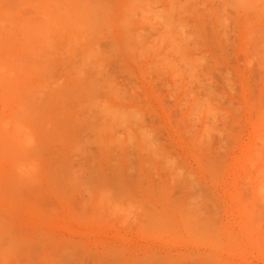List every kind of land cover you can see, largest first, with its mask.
<instances>
[{
    "label": "rangeland",
    "instance_id": "rangeland-1",
    "mask_svg": "<svg viewBox=\"0 0 264 264\" xmlns=\"http://www.w3.org/2000/svg\"><path fill=\"white\" fill-rule=\"evenodd\" d=\"M238 1L0 0V264H264V2Z\"/></svg>",
    "mask_w": 264,
    "mask_h": 264
},
{
    "label": "bare ground",
    "instance_id": "bare-ground-1",
    "mask_svg": "<svg viewBox=\"0 0 264 264\" xmlns=\"http://www.w3.org/2000/svg\"><path fill=\"white\" fill-rule=\"evenodd\" d=\"M37 1H38V0H37ZM44 1H45V0H44ZM170 1H171V0H170ZM172 1H173V0H172ZM220 1H221V0H220ZM236 1H237V0H236ZM240 1H243V0H240ZM240 1H238V2H240ZM245 1H246V0H244V2H245ZM251 1H252V0H251ZM28 2H29V1H28ZM53 2H55V1H53ZM227 2H228V1H227ZM258 2H260V1L257 0V3H258ZM263 2H264V0H263ZM46 3H47V2H46ZM49 3H50V1H49ZM222 3H223V2H222ZM231 3H232V2H230V4H231ZM240 3H241V2H240ZM52 4H53V3H52ZM55 4H57V2H56ZM224 4H225V3H224ZM224 4L221 5V6H225V5H226V4H225V5H224ZM227 4H228V3H227ZM233 4H234V2H233ZM233 4H232V5H233ZM235 4H237V3L235 2ZM250 4L252 5L253 3L251 2ZM255 4H256V3H255ZM170 5L172 6V4H170ZM245 5H246V4H245ZM32 6H33V5H32ZM50 6H51V5H50ZM52 6H53V5H52ZM52 6H51V7H52ZM175 6H176V5H174L173 7L175 8ZM233 6H234V5H233ZM233 6H232V7H233ZM3 7H4V6H3ZM53 7H54V6H53ZM229 7H230V6L228 5V8H229ZM1 8H2V7H1ZM220 8H221V7H220ZM53 9H54V8H53ZM224 9H226V7H225ZM230 9H231V8H230ZM0 10H1V9H0ZM54 10H55V9H54ZM221 10H223V9H221ZM12 11H13V10H12ZM53 12H54V11H53ZM56 12H57V11H56ZM225 12H226V10H225ZM13 13H14V12H13ZM58 13H59V12H58ZM0 14H1V13H0ZM61 14L63 15V13H61ZM51 15H52V14H51ZM56 15H57V14H56ZM0 16H1V15H0ZM38 16H39V15H38ZM45 16H46V15H45ZM45 16H43V18H45ZM41 17H42V16H41ZM20 18H21V17H20ZM24 18H26V17H24ZM14 19H15V18H14ZM40 19H41V18H40ZM46 19H48V18L46 17ZM141 19H143V18H141ZM147 19L149 20V18L146 17V18H144L142 21L145 22V23H148V25H150L149 22H147ZM150 19H151V18H150ZM224 19H225V18H224ZM9 20H11V18H10ZM28 20H29V19H28ZM38 20H39V19H38ZM145 20H146V21H145ZM153 20H154V22H155V19H153ZM153 20H152V21H153ZM161 20H162V19H161ZM222 20H223V19H222ZM225 20H226V19H225ZM23 21H24V20H23ZM25 21H26V20H25ZM25 21H24V22H25ZM159 21H160V19H159ZM169 21H170V19H169ZM169 21H166V22L168 23ZM226 21H227V20H226ZM4 22H5V21H4ZM30 22H31V20H30ZM47 22H48V20H47ZM66 22H67V21H65V23H66ZM163 22H164V21H163ZM171 22H172V21H171ZM171 22H170V25L172 26ZM174 22H176V21H174ZM22 23H23V22H22ZM25 23H26V22H25ZM152 23H153V22H152ZM172 23H173V22H172ZM176 23H177V22H176ZM176 23H175V24H176ZM0 24H1V22H0ZM3 24H5V23H3ZM26 24H27V23H26ZM48 24H49V22H48ZM156 24H157V21H156ZM28 25H29V23H28ZM46 25H47V24H46ZM146 25H147V24H146ZM159 25H160V23H159ZM163 25L165 26V28H167V27L169 26V23H168V26H167L166 23H165V24L163 23ZM173 25H174V24H173ZM176 25H178V24H176ZM9 26H10V25H9ZM19 26H20V25H19ZM55 26H56V25H54V27H55ZM157 26H158V25H155L154 27H157ZM166 26H167V27H166ZM171 26H170V27H171ZM2 27H3V26H2ZM4 27H5V26H4ZM16 27H18V25H17ZM57 27H58V26H57ZM57 27H56V29H57ZM151 27H152V25H151ZM154 27H152V28H154ZM172 27H174V26H172ZM224 27H225V26H224ZM12 28H13V27H12ZM37 28H38V26H37ZM45 28H46V27H45ZM152 28H151V29H152ZM157 28H158V27H157ZM159 28H161V26H159ZM165 28H163V30H164ZM6 29H8V28H6ZM17 29H18V28H17ZM19 29H20V28H19ZM56 29H55V31L57 32ZM61 29H62V28H61ZM154 29H156V28H154ZM3 30H4V29H3ZM49 30H50V29H49ZM63 30H64V29H63ZM152 30H153V29H152ZM166 30H168V28H167ZM177 30H179V29H178V26H177ZM10 31H11V30H10ZM10 31H9V33H10ZM153 31H154V30H153ZM170 31H171V30H170ZM170 31H169L168 33H170V35H171V32H170ZM179 31H180V30H179ZM18 32H19V31H18ZM40 32H41V31H40ZM58 32H60V31H58ZM154 32L158 33V31H154ZM161 32H162V31H161ZM5 33H6V32H5ZM11 33H12V31H11ZM13 33H15V32H13ZM50 33H51V31H50ZM177 33H178V32H177ZM177 33L175 32L174 34L176 35ZM182 33H184V31H183ZM182 33H181V31H180V34H181L180 36H182ZM224 33H225V32H224ZM6 34H8V32H7ZM32 34H33V33H32ZM34 34H35V33H34ZM54 34H55V33H54ZM57 34H58V33H57ZM163 34H164V32L161 33L162 38L165 37V35L163 36ZM174 34H173V35H174ZM185 34H186V33H185ZM49 35H50V34H49ZM178 35H179V34H177V36H178ZM224 35H225V34H224ZM31 36H32V35H31ZM159 36H160V33H159ZM166 36H167V35H166ZM180 36H179V37H180ZM188 36H189V38H190V35H189V34H188ZM2 37H3V36H2ZM11 37H12V36H11ZM160 37H161V36H160ZM160 37H159V40H160ZM185 37H186V36H185ZM191 37H192V36H191ZM51 38H52V37H51ZM140 38H141V37H140ZM172 38H173V37H172ZM172 38H171V39H172ZM180 38L183 39L184 37H183V38L180 37ZM189 38L187 37V38H186V39H187L186 41H185V39L182 40V43H183V44L186 43V42L188 41ZM3 39H4V38H3ZM10 39H11V38H10ZM48 39H49V38H48ZM165 39L170 40V38H168V37H165ZM174 39H175V37H174ZM191 39H192V38H191ZM191 39H190V40H191ZM140 40H141V39H140ZM159 40H158V42H159ZM178 40H179V39H177V41H178ZM190 40H189V41H190ZM3 41H4V40H3ZM9 41L12 42V39L9 40ZM47 41H48V40H47ZM142 41H143V40H142ZM148 41H150V40H148ZM175 41H176V39H175ZM184 41H185V42H184ZM1 42H2V41H1ZM6 42H7V41H6ZM24 42H25V41H24ZM27 42H28V41H27ZM50 42H51V41H50ZM169 42H170V41H169ZM169 42H168V43H169ZM172 42H173V39L171 40V43H172ZM15 43H17V42L15 41ZM53 43H54V42H53ZM161 43H163V41L161 42V40H160V44H161ZM188 43H189V42H188ZM190 43H191V42H190ZM190 43H189V44H190ZM0 44H1V43H0ZM10 44H11V43H10ZM10 44H9V45H10ZM23 44H24V43H23ZM158 44H159V43H158ZM172 44H173V46H172V45H171V46H172L173 48H175L176 45H177V47L175 48V50L177 49V51L180 49V48L178 49L179 46H181V45L184 46L183 44L180 45V43L177 44V43H175V42L172 43ZM189 44L187 45V47L189 46ZM7 45H8V44H7ZM7 45H5V46H7ZM146 46H147V45H146ZM157 46H160V45H157ZM169 46H170V44H169ZM143 47H144V46H143ZM190 47H192V46H190ZM185 48H186V47H185ZM20 49H21V48H20ZM22 49H23V48H22ZM52 49H53V47H52ZM158 49H159V48H158ZM181 49H184V48L181 47ZM7 50H8V49H7ZM46 50H47V49H46ZM49 50H50V49H49ZM175 50H174V53H175ZM184 50H185V49H184ZM187 50L189 51L190 49H187ZM40 51H41V50H40ZM43 51H44V50H43ZM52 51H53V50H52ZM177 51H176V52H177ZM188 51H187V52H188ZM190 51L193 52V48H191ZM15 52H16V51H15ZM192 52H191V53H192ZM16 53H17V52H16ZM18 53H19V52H18ZM30 53H31V52H30ZM34 53H35V52H34ZM34 53H33V54H34ZM43 53H44V52H43ZM52 53H53V52H52ZM52 53H51V54H52ZM177 53L179 54L180 51L177 52ZM185 53H186V52H185ZM33 54L31 55V57L33 56ZM51 54H50V55H51ZM181 54L183 55L182 52H181ZM37 55H38V54H37ZM174 55H176V54H174ZM184 55H185V54H184ZM21 56H22V55H21ZM21 56H20V57H21ZM25 56H26V55H25ZM45 56H46V55H45ZM47 56H49V54H48ZM177 56H178V55H177ZM180 56H181V55H180ZM189 56H190V52H189ZM23 57H24V56H23ZM43 57H44V54H43ZM34 58H35V57H34ZM34 58H33V59H34ZM157 58H160V57L157 56ZM179 58L182 59V61L184 60V61H183V64H184V62L186 61V58H189V57L186 56V58H185V56H184V57H179ZM193 58H194V56H193ZM193 58H189L188 60L191 62V60H192ZM7 59H8V58H7ZM7 59H6V61H5L6 64L8 63V62H7V61H8ZM13 59H14V58H13ZM13 59H12V60H13ZM27 59H28V58H27ZM42 59H43V58H42ZM167 59H168V58H167ZM180 59H179V60H180ZM190 59H191V60H190ZM16 60H17V59H16ZM155 60H156V59H155ZM161 60H162V59H161ZM10 61H11V60H10ZM23 61H24V60H23ZM162 61H163V60H162ZM167 61H168V60H167ZM177 61H178V59H177ZM16 62H17V61H16ZM18 62H19V61H18ZM171 62H172V61H170V63H171ZM5 63H2V64H5ZM12 63H13V62H12ZM34 63H35V61H34ZM168 63H169V62H168ZM173 63L175 64V61H173ZM173 63H172V64H173ZM179 63L181 64V60H180V62L178 61V64H179ZM186 63H187V61L185 62V64H186ZM196 63H197V61H196ZM24 64H25V63H24ZM174 64H173V66H174ZM176 64H177V63H176ZM176 64H175V65H176ZM0 65H1V64H0ZM12 65H13V64H12ZM29 65H30V64H29ZM155 65H156V64H155ZM157 65L159 66V64H157ZM157 65H156V66H157ZM167 65H168V64H167ZM187 65H188V68H189V67H190L189 63H187ZM3 66H4V65H3ZM5 66H6V65H5ZM5 66L2 67L4 70H5ZM10 66H11V64H10ZM160 66H162V65L160 64ZM165 66H166V65H165ZM176 66H177V69H178V68H179V67H178L179 65H176ZM176 66H175V67H176ZM185 66H186V65H185ZM191 66H192V65H191ZM14 67H15V66H14ZM14 67H13V69H14ZM22 67H23V66H22ZM24 67H25V66H24ZM24 67H23V68H24ZM30 67H31V66H30ZM168 67H170V66H168ZM168 67H166V68H168ZM171 67H172V66H171ZM175 67H172L173 70H176V69H174ZM0 68H1V66H0ZM2 68L0 69V71H3ZM7 68H8V67H7ZM10 68H11V67H10ZM35 68H36V66H35ZM153 68H154V67H153ZM155 68H156V67H155ZM155 68H154V69H155ZM159 68H161V67H159ZM185 68H187V67H185ZM185 68L183 67V70H184ZM192 68H193V67H192ZM11 69H12V68H11ZM13 69H12V70H13ZM16 69H17V68H16ZM31 69H32V68H31ZM180 69L182 70V68H180ZM190 69H191V67H190ZM170 70H172V69H170ZM186 70L189 71V69H186ZM186 70H184V75L186 74L185 72H187ZM191 70H193V69H191ZM19 71H20V70H19ZM34 71H35V70H34ZM36 71H37V70H36ZM158 71H159V70H158ZM8 72H9V70H8ZM17 73H18V72H17ZM30 73H31V72H30ZM187 73H188V72H187ZM11 74H12V72H11ZM32 76H34V74H33ZM38 76H39V75H38ZM1 77H2V76H1ZM25 77H26V76H25ZM30 77H31V76H30ZM25 79H26V78H25ZM2 80H3V79H2ZM15 80H16V79H15ZM26 80H27V79H26ZM4 81H5V80H4ZM24 82H25V81H24ZM2 83H4V82H2ZM22 83H23V82H22ZM31 87H32V86H31ZM26 89H27V88H26ZM26 89H25V90H26ZM28 90H29V89H28ZM14 92H15V91H13V93H14ZM24 92H25V91H24ZM15 93H17V91H16ZM25 93L27 94V92H25ZM29 94H30V93H29ZM9 95H11V94H9ZM13 95H14V94H13ZM14 96H15V95H14ZM19 96H20V95H19ZM6 98H7V96L5 97V99H6ZM31 98H32V97H31ZM7 100H8V99H7ZM23 100H25V99H23ZM29 100H30V99H29ZM31 100L33 101V99H31ZM32 101H31V102H32ZM29 102H30V101H29ZM23 103H24V102H23ZM18 105H19V104H18ZM20 105H21V104H20ZM20 105H19V106H20ZM24 105H25V104H24ZM16 106H17V105H16ZM21 107H22V106H21ZM0 108H1V107H0ZM2 108H5V107H2ZM30 108H31V107H30ZM20 109H22V108H20ZM106 109H107V108H106ZM109 109H110V115H111V108H109ZM3 110H5V109H3ZM24 110H25V109H24ZM112 110H116V108H115V109L113 108ZM120 110H121V112L124 111V110H122V109H120ZM15 111H18V109L15 110ZM15 111H14V112H15ZM103 111H104V110H103ZM103 111H102V113H103ZM107 111H109V110L107 109ZM117 111H119V110L117 109L116 112H117ZM0 112H1V111H0ZM114 112H115V111H114ZM116 112H115L114 114L112 113V115H113V116L111 115V116H112V119H113V118H116V117H115L116 115H118V117H119V112H120V111L118 112V114H117ZM121 112H120V113H121ZM19 113H20V112H19ZM102 113H100V114H102ZM108 113H109V112H108ZM122 113H123V112H122ZM24 114H25V113H24ZM28 114H29V113H28ZM103 114H104V113H103ZM106 114H107V112H106ZM115 114H116V115H115ZM123 114H124V113H123ZM123 114H122V115L120 114V117H122ZM19 115H20V114H19ZM19 115H18V116H19ZM29 115H30V114H29ZM15 116H16V115H15ZM15 116H14V118H15L14 120H13V118H12L13 122H14V121L16 122L17 116H16V117H15ZM31 116H34V115H31ZM111 116H110V117L105 116V117L111 118ZM126 116H127V115H125V117H123V119H125ZM76 118H77V117H76ZM108 118H104V117H103V120H104V119H108ZM127 118H128V117H127ZM127 118H126V120H127ZM23 119H25V118L23 117ZM23 119H21V120H23ZM27 119H28V117H27ZM32 119H34V118H32ZM112 119L109 120V121L111 122L110 124H112V122L115 123L116 120H117L116 122H119V120H120L121 123H123V120H121L122 118H121V119L117 118L116 120L114 119V121H111ZM128 119H129V118H128ZM17 120H18V119H17ZM73 120H74V119H73ZM73 120H72V121H73ZM103 120H102V121H103ZM126 120H125V122L128 121V120H127V121H126ZM8 121H10V120L8 119L7 122H8ZM36 121H37V120H36ZM45 121H46V120H45ZM0 122H2V120H0ZM17 122H19V120H18ZM17 122H16V123H13L12 125H13L14 128H15V127L17 128V126H18V128H17V132H21L22 130H21V131L19 130V127L21 126V125H20L21 123H17ZM47 122H48V121H47ZM47 122H46V125H47ZM74 122H75V121H73L72 123H74ZM103 122H104V121H103ZM36 123H38V122H36ZM36 123L33 122V124H35V125L37 126L36 129H40L39 124H36ZM72 123H71V125H72ZM75 123H77V122H75ZM114 123H113V124H114ZM127 123H128V122H127ZM0 124H1V123H0ZM4 124H5V122H4ZM4 124H3V125H4ZM7 124H8V123H7ZM9 124H10V123H9ZM15 124H16V125H15ZM105 124H106V123H105ZM105 124H102V125L104 126ZM119 124H120V122H119ZM3 125H2V126H3ZM14 125H15V126H14ZM19 125H20V126H19ZM117 125H118V124H117ZM124 125H125V124H124ZM131 125H132V124H131ZM133 125H134V124H133ZM133 125H132V126H133ZM47 126H48V128H49V124H48ZM47 126H46V128H47ZM103 126H102V129H100V130H103V129H104ZM108 126H109V127H107L108 129L111 128V125H109V123H108ZM112 126H114V125H112ZM122 126H123V125H122ZM125 126H127V125H125ZM135 126H136V125H135ZM135 126H134V127H135ZM8 127H9V126L7 125V128H8ZM21 127H25V126L22 124ZM21 127H20V128H21ZM119 127H121V126H119ZM4 128H6V126H5ZM46 128H45V129H46ZM127 128L130 129V127H128V126H127ZM2 129H3V128L1 127V130H2ZM9 129H10V128H9ZM21 129L24 130V128H21ZM25 129H27V128H25ZM124 129H126V128H124ZM14 130L16 131V129H13V131H12L14 134H13L12 132L9 131V132L12 133L14 136H12V134H11V135H7V134H5L6 132H5V133L3 132L4 129H3V131H2L5 135H3V134H1V135H3V136H6V135H7V137H8L7 140L9 141V142L7 141L8 143L6 144V147H5V145H4V147H3L4 149H6V150H5V151H6L5 154L8 153V152H7V146H8V145H18V147H19L20 145H24L26 140H28V139L30 140V139H31V138H29V136H28V139L26 138V139L24 140V137L27 135L26 133L28 132V130H26L27 132H25V130H24V131H22V132H24L26 135H24V133L21 134V135H23V140H24V143H23L22 136L20 137V136H19L20 134H19L18 136H15V135H16V132H15ZM18 130H19V131H18ZM126 130H127V129H126ZM103 131H104V130H103ZM103 131H102V132H103ZM106 131L108 132V130H106ZM119 131H120V130H119ZM119 131H117V133H118ZM121 131H122V130H121ZM129 131H131V129H130ZM135 131H136V129H135ZM22 132H21V133H22ZM112 132H114V131H111V133H112ZM124 132H125V131H124ZM127 132H128V131H127ZM127 132H126V133H127ZM137 132L140 133L139 131H137ZM29 133H30V137H31V136H32V135H31V132H29ZM103 133H104V132H103ZM103 133H102V134H103ZM114 133H115V135H116V132H114ZM129 133H130V134H129ZM129 133H128L129 135L134 134L133 132H129ZM138 133H136V134H138ZM141 133H142V132H141ZM128 134H126V135L128 136ZM28 135H29V134H28ZM109 135H110V133H109ZM112 135H113V134H111V137H112ZM119 135H120V133H119ZM119 135H118V137L120 138L121 136H119ZM140 135H142V134H140ZM143 135H144V134H143ZM143 135H142V136H143ZM3 136H1V137H3ZM116 136H117V135H116ZM127 136H126V137H127ZM132 136H133V135H132ZM132 136H131V137H132ZM134 136H135V135H134ZM26 137H27V136H26ZM100 137H101V135H100ZM100 137H99V141H100ZM113 137H114V136H113ZM113 137H112V140L114 141ZM128 137H129V136H128ZM131 137H130V139L132 140ZM4 138H5V137H3V139H4ZM121 138H123V137H121ZM144 138H145V137H144ZM32 139H33V138H32ZM32 139H31V142L29 141L30 143H32ZM109 139H110V138H109ZM127 139H128V138H127ZM139 139H142V140L144 141V139L141 138V137H139ZM260 139H261V137H260ZM263 139H264V138L261 139V140H262V142H261L262 145H263V143H264V142H263V141H264ZM110 140H111V139H110ZM116 140H117V138H116ZM116 140H115V141H116ZM121 140H122V139H121ZM131 140L126 141V142H130ZM261 140H259V141H261ZM3 141H4V140H3ZM4 142H5V141H4ZM104 142H105V141H104ZM116 142H117V141H116ZM131 142H132V141H131ZM140 142H142V141H140ZM100 143H102V142L100 141ZM108 143H109V145H111L112 142H111V141H108ZM143 143L146 144V142H143ZM143 143H142V145H145V144H143ZM104 144H105V143H104ZM115 144H116V143H115ZM117 144H119V143H117ZM124 144H127V143H124ZM124 144H121V145H124ZM128 144H129V143H128ZM133 144H135V143H133ZM259 144H260V143H259ZM259 144H258V145H259ZM28 145H30V144H29V143L26 144V146H28ZM33 145H35V144L32 143V146H33ZM112 145H113V144H112ZM255 145H256V144H255ZM24 146H25V145H24ZM24 146H22V147H24ZM26 146H25L24 148H26ZM119 146H120V145H119ZM13 147H14V146H13ZM123 147H125V146H123ZM135 147H136V146H135ZM140 147H141V146H140ZM20 148H21V147H20ZM24 148H23V149H24ZM32 148H34V147H31V149H32ZM136 148H137V147H136ZM27 149H29V147H27ZM27 149H25V150H26V152H27L28 154L31 153V152H34V151H31V149H30L31 152H30L29 150L27 151ZM35 149H36V148H35ZM8 150H9V148H8ZM16 150H17V148H16ZM16 150H15V151H16ZM21 150H22V149H21ZM15 151H13L14 154L12 153L13 156L16 155V154H15V153H16ZM21 152H22V151H21ZM260 152H261V151H260ZM18 153H19V152H18ZM23 154H24V153H23ZM31 154H33V153H31ZM31 154H29L30 157H31ZM256 154H257V152H256ZM29 155H28V156H29ZM262 155H263V154H262ZM262 155H260V156H261V158L263 159V156H264V155H263V156H262ZM13 156H12V157H13ZM19 156H20V155H19ZM30 157H29V158L26 157V158L28 159V160L26 159V163H27V162L29 161V159H30V162H28V163L31 164V158H32L33 156H32L31 158H30ZM259 158H260V157H259ZM13 159H14V158H12V162L14 161ZM16 159H17V157H16ZM22 159H25V156H24V158H22ZM262 159H261V161H263ZM252 160H253V159H252ZM252 160L249 161V162H251V163L253 164L256 160H255V161H252ZM258 160H259V159H258ZM258 160L256 161L257 163H258ZM15 161H16V164H17V160H15ZM19 161H20V160H19ZM22 161H23V160L20 161L21 164H22ZM23 162L25 163V160H24ZM256 162H255V163H256ZM24 163H23V164H24ZM28 163H27V164H28ZM21 164H20V166H21ZM23 164H22V166H23ZM34 164H35V163H34ZM34 164H33V165H34ZM248 164H249V163H248ZM248 164H247V165H248ZM252 164H251V166H252ZM14 165H15V162H14ZM245 165H246V164H245ZM254 165H255V164H253V166H254ZM20 166H19V165H18V166L16 165L17 169H18V168H20V169H21V168H24V166H23V167H22V166L20 167ZM28 166H29V165H28ZM31 166H32V165H31ZM35 166H36V165H35ZM29 167H30V166H29ZM29 167H28V168L26 167L25 169H29ZM33 168L35 169L36 167L33 166ZM33 168H32V170H33ZM262 168H264V167H262ZM25 169H22V170L25 171ZM263 170H264V169H263ZM263 170H262V172H263ZM19 171H20V172H19ZM19 171H18L19 173H22V172H23V171L21 172V170H19ZM26 171H27V170H26ZM26 171H25V172H26ZM18 172H17V173H18ZM23 173H24V172H23ZM29 173H30V169H29ZM24 174H25V173H24ZM27 174H28V173H27ZM34 174H35V171H34ZM260 174H261V177H260V179H261L262 176H263V174H262V173H260ZM15 175H16V174H15ZM20 175H21V174H20ZM28 175H29V174H28ZM35 175H36V174H35ZM17 176H19V175H17ZM30 176H31V174H30ZM14 177H15V176H14ZM22 177H23V175L21 176V178H22ZM28 177H29V176H28ZM255 177H256V176H255ZM17 178H18V177H17ZM24 178H25V177H24ZM26 178H27V177H26ZM256 178H257V177H256ZM263 178H264V177H263ZM263 178H262V180H263ZM254 179H255V178H254ZM24 180H25V179H24ZM28 180L30 181L31 179H28ZM28 180H27V181H28ZM183 180H184V179H183ZM183 180H182V181H183ZM17 181H18V180H17ZM182 181H181V182H182ZM189 181H190V179H189ZM189 181H187V182H189ZM257 181H259V179H258ZM21 182H22V180H21ZM25 182H26V181H24V186H25L26 183H27V182H26V183H25ZM187 182H186V183H187ZM190 182H192V181H190ZM22 183H23V182H22ZM263 183H264V181H263ZM20 184H21V183H19V185H20ZM188 184H189V185H190V184H193V182H192V183H188ZM188 184H187V186H188ZM259 184L262 185V183H259ZM19 185H18V186H19ZM260 185H258L257 187L259 188ZM20 186H22V185H20ZM20 186H19V187H20ZM193 186H194V185H193ZM262 186H264V185H262ZM262 186H260L261 189L259 188V191H262V192H263V191H264V188H263ZM189 187H192V186L190 185ZM22 188H23V187H21V189H22ZM25 188H26V186H25ZM258 188H257V189H258ZM21 189L18 188V190H21ZM262 189H263V190H262ZM21 192H22V190H21ZM257 192H258V191H257ZM262 192H261V194H262V197H263L264 194H263ZM257 194L260 196L259 192H258ZM260 197H261V196H260ZM260 199L262 200L263 198H260ZM257 200H258V201H257ZM257 200H256L257 202L261 203V202L259 201V199H257ZM193 203H194V202H193ZM262 203H263V202H262ZM194 204H196V203H194ZM250 204H251V201H250ZM257 204H258V203H257ZM191 206H193V205H191ZM196 207H197V205H196ZM197 208H198V207H197ZM256 209H257V208H256ZM246 210H248V209H246ZM246 210H245V211H246ZM194 211H195V210H194ZM253 211H254V209H253ZM190 212H191V211H189L188 214H191V215H192V212H191V213H190ZM198 213H199V212H197V214H198ZM256 213H257V212H256ZM191 215H190V216H191ZM194 215H195V214H194ZM250 215H251V214H250ZM187 216L189 217V215H187ZM195 216H196V215H195ZM195 218H196V217H195ZM195 218H194V219H195ZM252 218H253V216H252ZM151 219H152V218H151ZM158 219H159V218H158ZM189 219H190V218H189ZM191 219L194 220L193 218H191ZM191 219H190V220H191ZM196 219L198 220L199 218H196ZM155 220H157V219L155 218ZM199 220H201V219H199ZM153 221H154V220H153ZM151 222H152V220H151ZM157 222H159V223H157ZM161 222H162V221H161ZM152 223H153V222H152ZM188 223H190V221H189ZM159 224L162 225V224L160 223V220H159V221H156V225L160 226ZM189 225H190V224H189ZM254 225H255V224H254ZM186 226H188L187 223H186ZM198 226H199V225H198ZM188 227H189V226H188ZM196 227H197V226H196ZM197 228H198V227H197ZM201 228H202V227H201ZM208 228H209V227H208ZM191 229H193V226H192V228H190V230H191ZM206 230H208V229H206ZM196 231H197V230H196ZM198 231H199V229H198ZM191 232H192V231H191ZM205 232H206V231H205ZM209 232H210V231L208 230V232H206V233L208 234ZM211 232H212V231H211ZM193 233H194V232H193ZM195 233H196V235H200V234H198V233H200V232H195ZM207 234H206V235H207ZM209 235H210V234H209ZM211 235H212V234H211ZM200 237L202 238L203 235L200 236ZM204 237L207 239V236H204ZM1 239H2V238H1ZM1 239H0V240H1ZM7 239H9V238H7ZM1 241H3V240H1ZM1 241H0V242H1ZM2 245H4V244H2ZM5 245H7V244H5ZM5 245H4V246H5ZM10 246H11V245H10ZM1 247H3V246H1ZM5 248H6V246H5ZM5 248L3 247V252H1V251H0V252H1V253H4V252H5V250H4ZM9 248H10V247L8 246V249H9ZM11 248H12V247H11ZM6 249H7V248H6ZM7 252L10 253V254H13V253H11V252H13L12 250H11V251L8 250V251H6V253H5L6 255L4 254L3 256H5V257L9 256L10 254H8ZM1 255H2V254H1ZM3 256H1V260H2V258H3V259H5V260H2V261H3V262H4V261L7 262L8 260H6V258H4ZM10 258H12V257H10ZM3 262H2V263H3ZM6 262H4V263H6ZM16 264H17V263H16Z\"/></svg>",
    "mask_w": 264,
    "mask_h": 264
}]
</instances>
